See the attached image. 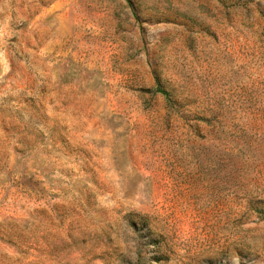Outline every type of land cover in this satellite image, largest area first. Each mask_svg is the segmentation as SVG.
Wrapping results in <instances>:
<instances>
[{
  "label": "rangeland",
  "instance_id": "1",
  "mask_svg": "<svg viewBox=\"0 0 264 264\" xmlns=\"http://www.w3.org/2000/svg\"><path fill=\"white\" fill-rule=\"evenodd\" d=\"M0 264H264V0H0Z\"/></svg>",
  "mask_w": 264,
  "mask_h": 264
},
{
  "label": "trees",
  "instance_id": "2",
  "mask_svg": "<svg viewBox=\"0 0 264 264\" xmlns=\"http://www.w3.org/2000/svg\"><path fill=\"white\" fill-rule=\"evenodd\" d=\"M160 93H162L164 96H166L167 95V93L166 92H164V91H159Z\"/></svg>",
  "mask_w": 264,
  "mask_h": 264
}]
</instances>
